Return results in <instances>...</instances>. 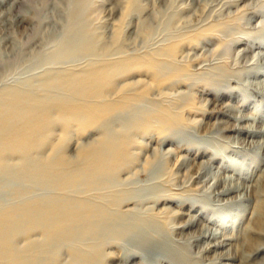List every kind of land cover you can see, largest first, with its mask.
<instances>
[{"label": "rangeland", "instance_id": "374dc122", "mask_svg": "<svg viewBox=\"0 0 264 264\" xmlns=\"http://www.w3.org/2000/svg\"><path fill=\"white\" fill-rule=\"evenodd\" d=\"M15 93L37 111L0 136V221L25 200L93 214L41 262L18 227L0 264H264V0H0Z\"/></svg>", "mask_w": 264, "mask_h": 264}, {"label": "bare ground", "instance_id": "6f19581e", "mask_svg": "<svg viewBox=\"0 0 264 264\" xmlns=\"http://www.w3.org/2000/svg\"><path fill=\"white\" fill-rule=\"evenodd\" d=\"M82 34L78 35V34L71 33V36H70L71 40L76 44L75 45L76 47H80V46H78V44L79 43L81 44L83 42L82 40H85L83 38ZM84 37L87 38V36H85V35H84ZM88 54L90 55L91 53H88ZM91 55H93V54H91ZM93 60L89 59L90 65L96 63ZM48 70L50 71V69H48ZM98 71H99L98 69H93L89 73L82 75L78 79L81 80L82 83H84L85 88L90 89L94 85H96V83H97V80L95 79V75L98 73ZM54 72L55 71L53 70V73ZM76 77H78V76H76ZM22 97H27L29 100L32 101V103H30L29 105H31L33 109L29 113L25 112L22 109V107H20V105L18 104V102L20 101V99ZM33 98L34 97H31L28 95L22 96V94L15 93V94H13V95L11 94L9 96L6 95L5 97H2L0 99V124L3 122L6 123L0 129V136L7 135L10 137H15L17 135L18 131L21 130L22 126L31 123V119H29V116H31L35 111H37L34 109V107L37 108L36 107L37 103H35V100ZM6 107H12V110L7 109ZM20 125H22V126H20ZM256 132H257V130H256ZM5 144H7V146L11 145L12 148H16V149L19 148L18 146H15V144L13 142L12 143L6 142ZM5 146L6 145H4L3 147H5ZM17 150H19V149H17ZM75 169H76V167H75ZM78 172H79V170L77 171V173ZM98 176H100V175H98ZM0 178H2V177H0ZM81 178H83V177H81ZM99 178H101V177H99ZM102 179L103 178H101V180ZM232 189L237 190V187L223 188V190L221 192L227 193V192L231 191ZM52 196H54V195H52ZM22 203H23V205L19 206L18 207L19 209L17 211L16 210L14 212L6 211L2 215V221H0V238L6 237V240L7 239L8 240L4 243H0V260L8 259L10 261H13V260L16 261L18 254H16V252L13 251V249L11 248V244L13 242L12 241V233H14L15 229H17L18 227H20L22 225H26L27 227L26 226L25 227L27 230H29V228H34V229L38 228L43 233L44 239H43V243H42V248H40V249L36 248L35 250H33L36 254L35 256H36L37 261L41 262L40 255H41V252L43 250H45L49 246L55 247L54 245L59 244L65 240L71 238V235L74 232H77L76 230H78V228L81 227V225L85 224L86 221L88 220V218L90 216H92V214H93L91 211L89 213L86 211L83 212L81 210L75 209V206L73 204L66 202L63 198L62 199L49 200V201H46V200L41 201V202L39 201V203H37V204H32L31 202H28L27 200L23 201ZM103 208H105V207L103 206ZM99 216L101 217L102 215H99ZM100 226H102V225H100ZM92 243H93V241H92ZM33 251H32V253H33ZM24 261H26V260H24ZM39 262H38V264H40ZM88 262H89V260H88Z\"/></svg>", "mask_w": 264, "mask_h": 264}]
</instances>
